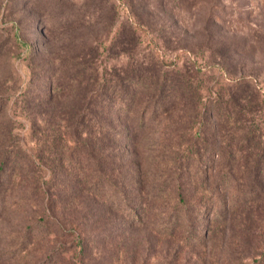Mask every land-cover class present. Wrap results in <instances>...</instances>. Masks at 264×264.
<instances>
[{"label": "rangeland", "instance_id": "374dc122", "mask_svg": "<svg viewBox=\"0 0 264 264\" xmlns=\"http://www.w3.org/2000/svg\"><path fill=\"white\" fill-rule=\"evenodd\" d=\"M131 60L146 79L121 130L77 125ZM161 77L176 92L152 104ZM237 94L263 131L264 0H0V264H254L231 216L196 247L168 223L179 195L192 209L206 175L219 183L226 158L212 154L239 134ZM220 97L224 124L209 111ZM197 213L205 231L220 214Z\"/></svg>", "mask_w": 264, "mask_h": 264}, {"label": "trees", "instance_id": "16d2710c", "mask_svg": "<svg viewBox=\"0 0 264 264\" xmlns=\"http://www.w3.org/2000/svg\"><path fill=\"white\" fill-rule=\"evenodd\" d=\"M120 66L123 68L119 71L116 69L106 71V75H104L105 77L101 82V89L95 93L96 97L92 103L93 108L87 111V116L83 114L80 117L81 119L75 120L77 125L82 124V127L90 133L97 131L98 133L107 134L108 131L113 133L121 130L119 127L115 128L117 123L133 109L136 105L135 102L139 99V86H142L141 83L146 79H141L142 71L139 70L140 67L133 60L126 62V64H120ZM162 78L159 79V82H156L157 76L156 81L152 79L150 84L154 86L153 90L145 95L146 100L151 101L152 104L157 100L164 102L170 94L176 92L174 84H169ZM180 81V88L186 84L185 90H189L187 80ZM241 82L237 81V83ZM169 85L171 87L170 91H168ZM235 87L240 88V86ZM232 101L237 106L234 110L236 113L234 119L240 121L236 130L239 131V134L232 137L233 143L228 147L226 146L223 149L214 148L213 154L209 151L214 157L226 158V167L217 179L219 183L215 188H209L207 186L209 177L206 175L204 177L206 182L194 188L193 192L198 194L192 209L186 206L187 199L183 195H179L175 203L172 220L168 223H170L169 228H171L172 233H178V238L182 244L196 247L200 246L202 241L201 245H203L205 239L213 238L215 233L213 231L214 223L221 222L224 226L228 222L229 216H231L233 220L227 225L228 227L235 225L237 238L235 243L243 246L253 242L252 244L259 249L256 252L257 256L254 257V264H264V130L259 129L258 124L253 120V116H244L245 111H251L250 104L248 108L246 107L247 99L245 96L237 94ZM226 102V99L217 98L212 104L211 110H209L210 117L221 120V123L227 122L228 115L226 112L221 114V111H225L224 103ZM94 103L96 105L102 104V108L99 106L97 108L99 107L100 110L105 112L106 118L104 115L103 117H96L92 113L96 111ZM134 116L136 121L140 123L143 121L144 111ZM112 121L116 122L115 126L111 124ZM201 127L200 132L204 133V136L201 137L204 138L205 143L207 137L203 130L206 128L203 129V126L200 125ZM196 137L199 138V134ZM106 146H109V143H106ZM190 154L192 155L190 156ZM198 155H200V151L191 148L189 152L183 155V158L188 159L189 157L191 161H194L198 158ZM191 161L188 163L189 166ZM142 171L140 169L139 175L142 174ZM196 172V170H193L191 175V168L186 169V175L190 177L192 183L195 181L197 183L198 176L200 177L203 174L198 172L195 176L194 173ZM175 187L177 188V186ZM139 199L141 201L138 202L140 207L145 205L144 198ZM200 208H207L208 213L213 211L220 213L219 217L216 215V219L212 218V222L209 221L210 223L205 227L206 231L197 219V216L200 215L197 210L200 211ZM190 211L192 212L190 213ZM258 221H262V224H259ZM256 226L261 227V234L256 233ZM156 227L162 229L165 227V222H161ZM259 235L261 237H258Z\"/></svg>", "mask_w": 264, "mask_h": 264}]
</instances>
